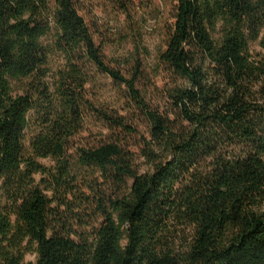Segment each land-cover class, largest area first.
<instances>
[{
	"label": "trees",
	"instance_id": "obj_1",
	"mask_svg": "<svg viewBox=\"0 0 264 264\" xmlns=\"http://www.w3.org/2000/svg\"><path fill=\"white\" fill-rule=\"evenodd\" d=\"M170 2L157 107L82 0H0V264H264V0ZM97 72L149 125L144 172ZM90 113L113 134L81 146Z\"/></svg>",
	"mask_w": 264,
	"mask_h": 264
},
{
	"label": "rangeland",
	"instance_id": "obj_2",
	"mask_svg": "<svg viewBox=\"0 0 264 264\" xmlns=\"http://www.w3.org/2000/svg\"><path fill=\"white\" fill-rule=\"evenodd\" d=\"M83 15L91 26L95 40L101 45L107 62L124 74L132 73L136 66L142 69L138 85L154 106H164L161 89L168 73L163 69L160 52L166 48L167 22L170 21V0H82ZM260 50L258 45H254ZM90 98L97 108L116 111L136 124L140 134L129 136V146L137 153L141 171L149 164L140 154V143L150 136L148 123L134 118L127 100L126 87L117 85L109 76L97 72L90 84ZM83 133L75 139L81 146L95 144L112 136L111 130L96 113L88 115ZM51 164L47 160L42 161ZM27 264H35L33 252L26 255Z\"/></svg>",
	"mask_w": 264,
	"mask_h": 264
}]
</instances>
